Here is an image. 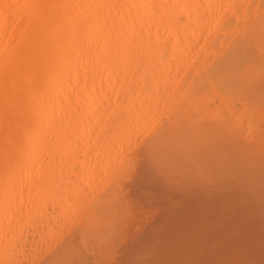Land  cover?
<instances>
[{"label": "bare ground", "instance_id": "6f19581e", "mask_svg": "<svg viewBox=\"0 0 264 264\" xmlns=\"http://www.w3.org/2000/svg\"><path fill=\"white\" fill-rule=\"evenodd\" d=\"M0 264H264V0H0Z\"/></svg>", "mask_w": 264, "mask_h": 264}, {"label": "rangeland", "instance_id": "374dc122", "mask_svg": "<svg viewBox=\"0 0 264 264\" xmlns=\"http://www.w3.org/2000/svg\"><path fill=\"white\" fill-rule=\"evenodd\" d=\"M147 209H148L150 212H148L147 216H146V214H145L146 217H144L143 214H142V216H140V217L135 216L136 218H135L134 221H133V224H134V225L132 224L133 227H134L135 225H136V226L138 225V227L140 226V229H139V230H141V228L144 226V222H146V220H147V222H146L147 224L150 223V222H148V221H152V220H153L154 217L152 218V216H155V215H154L155 212H154V210H153L154 208H153V209H152V208H151V209L147 208ZM147 209H144V211H145L146 213H147V211H148ZM142 212H143V211H142ZM142 212H141V213H142ZM145 212H144V213H145ZM149 213H150V214H149ZM139 215H140V214H139ZM147 217H148V218L150 217V218L148 219ZM137 218H138V219H137ZM139 218H141V219H140V220H141L140 222H139ZM143 218H144V219H143ZM137 220H138V221H137ZM142 220H143V224H142ZM137 222H138L139 224H137ZM140 223H141V224H140ZM141 225H142V227H141ZM132 226H130V227H132ZM136 226H135V227H136ZM130 227H129V228H130ZM135 227H134V228H135ZM134 228H133V229H134ZM136 228H137V227H136ZM130 229H131V228H130ZM135 230H138V228H137V229H134V231H135ZM139 230H138V232H140ZM132 231H133V230H132ZM123 233H125V232H123ZM123 233H121V234H122V236L125 237V235H124ZM126 233H128V231H127ZM130 233H131V232H130ZM131 234H132V233H131ZM131 234H128V235H130V236H128V235H127V236H128V237H131ZM137 234H138V233H137V231H136V235H137ZM134 235H135V233H134ZM122 236H120V237H122ZM127 236H126V237H127ZM132 237H133V235H132ZM132 237H131V238H132ZM118 239H119V238H118ZM118 239L116 240L117 242H115V244H114V246H115L116 244L118 245V247H116L117 245L115 246L117 249L120 248V247L122 246V245L119 246V244H121V243H120V242L118 243V241H119ZM121 239H122V238H120V241L123 242L124 239H126V238H124L123 240H121ZM127 239H128V238H127ZM127 239H126V240H127ZM129 239H130V238H129ZM129 239H128V240H129ZM126 240H125V241H126ZM124 243H125V242H123V244H124ZM115 247H114V248H115ZM117 249H116V250H117Z\"/></svg>", "mask_w": 264, "mask_h": 264}]
</instances>
